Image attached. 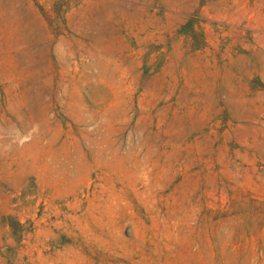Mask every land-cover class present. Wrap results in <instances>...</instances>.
Segmentation results:
<instances>
[{
    "label": "rangeland",
    "instance_id": "rangeland-1",
    "mask_svg": "<svg viewBox=\"0 0 264 264\" xmlns=\"http://www.w3.org/2000/svg\"><path fill=\"white\" fill-rule=\"evenodd\" d=\"M0 264H264V0H0Z\"/></svg>",
    "mask_w": 264,
    "mask_h": 264
}]
</instances>
